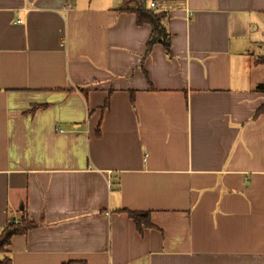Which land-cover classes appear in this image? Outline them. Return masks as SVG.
Masks as SVG:
<instances>
[{
	"label": "crops",
	"instance_id": "obj_1",
	"mask_svg": "<svg viewBox=\"0 0 264 264\" xmlns=\"http://www.w3.org/2000/svg\"><path fill=\"white\" fill-rule=\"evenodd\" d=\"M122 2L0 0V259L264 264V0Z\"/></svg>",
	"mask_w": 264,
	"mask_h": 264
},
{
	"label": "trees",
	"instance_id": "obj_2",
	"mask_svg": "<svg viewBox=\"0 0 264 264\" xmlns=\"http://www.w3.org/2000/svg\"><path fill=\"white\" fill-rule=\"evenodd\" d=\"M119 11H126L135 13L136 22L138 25L149 24L151 26V34L147 42V52L149 53L152 46L156 43H161L166 51L167 55H171L170 48V31L166 24L168 14L164 11H156L150 6H147L145 0H123ZM255 64L264 65V54L255 58ZM256 91L264 92V83H260L255 88ZM107 106V103L104 107ZM264 114V104L258 107L254 112V117ZM98 134L100 129L98 128ZM130 216L134 219L136 224L140 225V222L144 220L146 225H151L150 212L146 211H129ZM10 219L6 226L0 229V254L5 252L8 245H10L11 239L16 234L26 233L29 229L34 227L36 223L27 216H24L20 222ZM10 259L1 260L0 263H9Z\"/></svg>",
	"mask_w": 264,
	"mask_h": 264
},
{
	"label": "rangeland",
	"instance_id": "obj_3",
	"mask_svg": "<svg viewBox=\"0 0 264 264\" xmlns=\"http://www.w3.org/2000/svg\"><path fill=\"white\" fill-rule=\"evenodd\" d=\"M251 33L256 35V36H258V37H260L259 39H258V37L255 38L256 42L254 41V44L257 45V47H256V49H257L256 55H259V54L263 53L261 51L264 49V42H263L264 41V33H263V30L260 28L258 31H256V30L255 31H251ZM260 40H262V42H263L262 45L260 43H258V41H260Z\"/></svg>",
	"mask_w": 264,
	"mask_h": 264
},
{
	"label": "built area",
	"instance_id": "obj_4",
	"mask_svg": "<svg viewBox=\"0 0 264 264\" xmlns=\"http://www.w3.org/2000/svg\"><path fill=\"white\" fill-rule=\"evenodd\" d=\"M150 7H151L152 9H155V10L158 9V6H157L156 2H151V3H150Z\"/></svg>",
	"mask_w": 264,
	"mask_h": 264
},
{
	"label": "water",
	"instance_id": "obj_5",
	"mask_svg": "<svg viewBox=\"0 0 264 264\" xmlns=\"http://www.w3.org/2000/svg\"><path fill=\"white\" fill-rule=\"evenodd\" d=\"M13 221V220H12Z\"/></svg>",
	"mask_w": 264,
	"mask_h": 264
}]
</instances>
